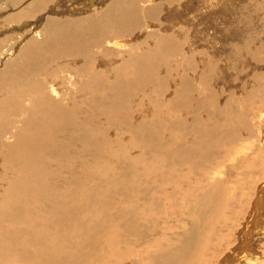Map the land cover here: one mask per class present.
<instances>
[{
    "label": "bare ground",
    "instance_id": "6f19581e",
    "mask_svg": "<svg viewBox=\"0 0 264 264\" xmlns=\"http://www.w3.org/2000/svg\"><path fill=\"white\" fill-rule=\"evenodd\" d=\"M27 1L0 0L1 15L6 7L13 11L6 10L11 12L8 17L13 22L9 21L10 24L7 20V35L4 39L0 37V164H6L0 173V264H136L145 261L151 246H145L143 241L149 240V232L145 230L151 226L152 214L160 206L169 207L171 216L173 213L175 216L178 209L168 195L172 187L164 186L162 179L157 180L155 164L161 167L171 164L169 159L173 156L164 155L168 149L165 145L170 139H177L171 128L180 132L186 130V121L182 119L181 124H172V119L185 113L184 107L188 116H198L190 118L192 124L187 126L192 125L191 130L198 125L204 129L194 134L190 143L205 145L206 149L213 145V140L237 144L241 140L239 131L248 135L247 141L253 140L250 134L255 133L250 118L257 117L263 125L259 128L263 138L259 145L264 147V55H258L259 49H264V34L255 31L244 40L252 29L238 31L242 39L236 35L237 29L224 28L227 25L223 22L224 29L218 28L216 34L211 33L214 26L207 25L203 29L196 26L203 30L202 35L207 30L208 37L203 35V38L198 37L193 24L174 31L176 36L169 32L154 34L157 29L156 25L151 27V22L156 24L155 19L167 20L173 26L186 18L192 22L188 14L195 5L188 0L179 7L174 4L177 0H150L143 7L141 0H69L74 6L83 7L71 10L64 5V0H29L30 6ZM209 1L205 2L209 5ZM95 2H99L97 8ZM227 2L231 1L215 2L217 10L214 12L219 17L213 14L218 18L222 13L228 16V10L234 14L236 9ZM21 6L30 9L31 19L23 18L24 21L17 24V12L25 10ZM93 6L96 14L91 15L89 10ZM47 9L49 16L43 15ZM148 18L153 19L147 23L155 30L144 36L140 28ZM198 23L201 24L199 20ZM234 33L235 37L231 36ZM224 67L235 69L238 76L243 73L247 85L244 93L234 85L236 90L231 89L232 85L220 86L222 79L230 82V78H234ZM64 76H69L68 90L62 85ZM199 106L204 112L196 114ZM209 140L212 141L209 143ZM183 153L177 155L176 152L178 161H182ZM88 164H121L119 177L108 185L106 176L113 175V170L103 178L100 172L101 178L93 175L82 178L77 168L85 170ZM180 164L183 171L184 164ZM195 165L188 166L195 168ZM13 168L21 169L13 171ZM262 187L264 182L255 188L258 200L254 198L248 220L244 219L236 230L233 246L217 259L218 264H264L253 240L255 232L258 234L264 226ZM103 196L104 206L94 211L91 204L97 205ZM163 201H166L164 207ZM216 208L219 210L218 206ZM247 221L249 224L245 225ZM253 222L260 226L258 230ZM212 225L208 227L211 230ZM166 230L169 231V227ZM194 230L189 234L199 236ZM152 240L154 243L155 239ZM194 243L191 237L175 249L178 252L173 256H154L148 263L185 264L200 249ZM204 251L205 248L200 251L203 256Z\"/></svg>",
    "mask_w": 264,
    "mask_h": 264
},
{
    "label": "rangeland",
    "instance_id": "374dc122",
    "mask_svg": "<svg viewBox=\"0 0 264 264\" xmlns=\"http://www.w3.org/2000/svg\"><path fill=\"white\" fill-rule=\"evenodd\" d=\"M29 1V0H28ZM28 6H30L32 3L31 2H28ZM142 2H140L142 5V7L144 6L143 4L145 3H148L150 0H141ZM148 1V2H146ZM186 3L189 1V2H194V5H192L193 10L191 13H189V18H192V22L186 18L184 21L182 22H179V23H175L177 24V26L174 24L173 25H170V22L167 21V20H159L158 19H155L154 21H157L156 24H154L155 22H153L152 20L153 19H147L145 20V25L143 24V26L140 28L141 31H144L143 35L145 36L146 34H149L150 32L153 33V30H155L154 28H156L157 30L154 31V34H162L163 32L165 33H168V34H174L176 36V33L174 31H176L177 29H179L181 31V29L189 26V27H192L195 28L196 26L197 27H200V28H204V27H207V25L209 26H214L213 27V30H211V33L213 34L215 32V34L221 29H224V28H233V29H237V33H234V35H231L233 37H235V34L238 35V37L241 36V38L243 39L242 35H240L241 33H239L238 31H242V29H252L251 30V33L249 37L247 36H244V40L245 39H249L252 35H254L255 33H258L259 30H260V33L262 32V35L264 34V0H252L250 2V0H240L242 2H240L239 0H235V3H234V0H230L231 2H227V3H230V7L233 8L232 6H234V9L236 12L233 14L231 13L229 10L226 11V13L228 14V16H223L225 14L222 13V15L220 16L221 18H218L219 16L214 12L216 11V4L218 3L219 0H215V2H213L214 0H177V2L175 1V5L176 6H180V3L181 2H184L183 4H186ZM196 1V2H195ZM199 1V2H198ZM207 1H209V5L206 3ZM262 1V3H261ZM24 4L26 3L25 1H23ZM68 2V3H67ZM247 2V4H246ZM64 5L68 6V9H73L75 7V9H78V8H83L82 6L80 7H76L74 6L71 2H69V0H64ZM98 3L99 2H95V8H97L98 6ZM226 3V5H227ZM232 3V4H231ZM245 3V4H244ZM261 3V4H260ZM97 4V5H96ZM182 4V3H181ZM200 4V5H199ZM201 4H207V8L206 6L204 5H201ZM211 4V5H210ZM215 4V5H214ZM239 4V5H238ZM198 5V6H197ZM245 5V6H244ZM250 5V6H249ZM62 6V5H61ZM61 6H59L61 8ZM214 6V8H213ZM238 6V7H237ZM263 6V7H262ZM22 7V6H21ZM71 7V8H70ZM102 7V6H101ZM199 7V8H198ZM201 7V8H200ZM211 8V11H210V8ZM251 7V8H250ZM253 7V8H252ZM258 7V8H256ZM262 7V8H261ZM20 8V7H18ZM65 8V7H64ZM94 8V6L89 10V12H91V15H94L96 14V9ZM203 8V9H202ZM206 8V9H205ZM228 8V7H227ZM248 8V9H247ZM10 10L12 13L13 11L11 10L12 8L10 7H6V9L3 10L2 15L0 14V37L2 39H4V37L7 35V32L5 34V31L7 30L9 24L8 22H13L11 17H8L9 15H12L11 12L9 11H6V10ZM25 9L22 7V10ZM93 9V10H92ZM142 9V8H140ZM205 9V10H204ZM223 9V8H222ZM251 9V10H250ZM256 9V10H255ZM1 10V9H0ZM95 10V12H94ZM199 10V11H198ZM261 10V11H260ZM21 11V10H19ZM19 11L17 12L18 14V18H17V21L16 23L18 24H21L24 20H29L31 18H29V16H31L30 14V9L28 10V8L26 7L25 10L21 11V14L19 13ZM25 11V12H24ZM49 9H47V11L45 10V12H41V15L40 17L43 15H46L48 14L47 16H49V13H48ZM201 11V12H200ZM210 11V12H209ZM258 11V13H256ZM260 11V12H259ZM263 11V12H262ZM8 12L7 14V19H6V22L4 18H6V13ZM29 12V13H28ZM34 14H38L34 11H32ZM47 12V13H46ZM57 12H60V11H57ZM199 12V13H198ZM205 13V16H204V13ZM212 12V13H211ZM241 12V13H240ZM243 12V13H242ZM247 12H250L249 15L248 13L246 14ZM263 16H262V14ZM10 13V14H9ZM94 13V14H92ZM203 13V14H202ZM209 13V19L207 20L206 19V14ZM215 13V14H213ZM221 13V12H220ZM260 13V14H259ZM24 14V15H23ZM29 14V15H28ZM40 14V13H39ZM165 14V13H164ZM193 14V15H192ZM198 14V16H197ZM201 14V15H200ZM230 14L233 16H230ZM244 14V15H243ZM5 15V16H4ZM22 15V16H21ZM27 15V16H26ZM178 15V12L177 14ZM183 15V14H182ZM214 15V16H213ZM235 15V16H234ZM239 15V16H238ZM246 15V16H245ZM3 16V17H2ZM192 16V17H190ZM202 16V17H201ZM223 16V17H222ZM236 16H237V19H236ZM251 16V17H250ZM254 16V17H253ZM255 16L257 18H255ZM261 16V17H260ZM28 17V18H26ZM39 17V18H40ZM200 17V18H199ZM225 17V18H224ZM22 18V19H21ZM196 21H194L193 20ZM198 18V19H197ZM202 18V19H201ZM205 18V19H203ZM224 18V19H222ZM246 18V19H245ZM255 18V19H253ZM4 19V20H3ZM217 19V20H216ZM226 19V20H225ZM237 21H236V20ZM250 19V20H249ZM252 19V20H251ZM8 20V22H7ZM21 20V21H20ZM41 20V18H40ZM152 22H151V21ZM174 20V19H173ZM176 20V18H175ZM198 20L201 24L198 23ZM225 20V21H224ZM228 20V21H227ZM230 20V22H229ZM259 20V21H258ZM261 20V21H260ZM20 21V22H18ZM37 21V20H36ZM167 21V23H166ZM206 21V22H205ZM213 21V22H212ZM241 21V22H240ZM244 21V23H243ZM253 21V22H252ZM3 22V23H2ZM9 22V23H10ZM147 22H151L152 24L150 23H147ZM159 22V23H158ZM169 22V23H168ZM203 22V23H202ZM211 22V24H208V23ZM219 22V23H218ZM224 23V26L226 27H222V24ZM226 22V23H225ZM234 22V23H232ZM240 22V23H238ZM251 22V23H249ZM257 22V24H255ZM161 23V24H160ZM165 23V24H164ZM186 24V25H183ZM191 23V24H190ZM206 25H205V24ZM230 23V24H229ZM247 23V24H246ZM260 23V24H259ZM5 24V25H4ZM7 24V27H5ZM11 24V23H10ZM168 24V25H167ZM193 24V25H192ZM213 24V25H212ZM226 24V25H225ZM253 24V25H251ZM149 28H147L148 26ZM152 25V26H151ZM156 25V27L154 26ZM192 25V26H191ZM195 25V27H194ZM205 25V26H204ZM221 25V26H220ZM230 25V26H229ZM251 25V26H250ZM154 26V28H151V27ZM158 26V27H157ZM229 26V27H228ZM235 26H237V28H235ZM243 26V28H242ZM254 26V27H252ZM181 27V28H180ZM195 28L196 31L198 33V37H208V33L206 34L207 30H205V32H203V35L201 34V32L203 31L202 29L200 28ZM222 27V28H221ZM251 27V28H249ZM255 27H257L255 29ZM259 27V29H258ZM3 28V29H2ZM146 28V29H145ZM163 28V29H162ZM171 28V29H170ZM175 28V29H174ZM216 28V29H215ZM219 28V30H218ZM6 29V30H5ZM145 29V30H144ZM152 29V30H151ZM170 29V31H169ZM198 29V30H197ZM254 29V30H253ZM263 29V30H262ZM150 30V31H149ZM164 30V31H163ZM177 30V31H179ZM201 30V31H199ZM215 30V31H214ZM217 30V31H216ZM1 31H3V33H1ZM149 31V32H148ZM256 31V32H255ZM258 31V32H257ZM22 32V31H21ZM158 32V33H157ZM162 32V33H160ZM227 32V31H226ZM255 32V33H253ZM4 34V35H3ZM181 34V33H180ZM201 36H200V35ZM206 34V35H205ZM222 34V33H221ZM220 34V35H221ZM3 36V37H2ZM203 36V37H202ZM230 38H233L231 37ZM237 37V38H238ZM247 37V38H246ZM241 38H238V39H241ZM210 41V42H209ZM212 40L211 39H208V42L209 43H212L211 42ZM208 42H206V44H209ZM184 46H185V42H183ZM217 43V42H215ZM186 47V46H185ZM215 53H211L210 55H214ZM224 55V54H223ZM222 55V57H223ZM258 55L259 56H263L264 55V49L263 48H260L259 51H258ZM216 57L218 55H215ZM218 58V57H217ZM226 68V67H224ZM228 70H230L229 73H232L234 75V78L235 80L231 79L230 78V82L229 80H224L222 79L221 80V85L220 86H224L226 88V86H229V85H232L231 89L232 90H236L234 89V86H237L241 89V92L244 93V90L246 89L247 85L244 83V80H243V73H240L239 76L238 75H235V69H229V68H226ZM225 69V71H226ZM247 74V73H245ZM69 77V76H68ZM68 77H63L64 80L62 82V85L68 90L69 89V85L66 84L68 81ZM234 85V86H233ZM75 87V86H74ZM72 87V88H74ZM239 89V90H240ZM225 90V89H223ZM5 105L8 106V103L7 101H5ZM189 106V105H188ZM184 109H186L185 113L182 112V118L179 117V118H174L172 119V124L175 126V124H178L180 123L181 124V119L186 121L185 122V126H184V131H178L176 128H171L170 131H172L175 135H176V138L175 140H172L170 139L171 141H169L165 147L168 148L165 152H164V155L167 154L168 156H173L169 159L170 163L171 164H168V166H160V164H155L158 168L156 169L155 168V171L158 172V176H157V180H163V185L168 187V188H171V192L168 193L169 195V198L172 199L174 202H176V205L178 206H175V209H177V212L174 215V213L172 214L171 216V211L168 208H162L161 206L158 208L159 210L154 212V214H152V220L150 222V224L148 226V229L145 230L147 232H149V240H144L143 243L145 244V246H151V249H156L154 251H152L150 249V253H149V257L144 261V260H141L139 262H137L136 264L138 263H141V264H151V263H148L150 262L152 258H154V256L157 258L158 257H162L164 255H167V256H173L174 253H177L178 251V248L179 246H182V243L183 241H187L189 240V238L191 237H194V245L197 247V248H200L199 250H197L195 252V254L191 257L190 260H187V262L185 264H218V260L220 258L221 255L223 254H226L230 251V248L233 246L234 242H235V232L236 230L242 225V222L243 220H248L247 217L248 215L252 212L251 209H253V204H254V201L256 199V201L258 200L257 198L259 197L258 195L256 196V193H257V189L258 187H260V185L264 182V147H262L261 145H259L260 141L263 140L261 136V132H260V129L261 127H263V125L261 123H259V121L255 118V117H252L250 118V122L252 123V131L253 133L255 134H250L252 137H253V140H248L247 141V136H244V132L243 131H239V134L238 136H241V140L236 144L234 143L233 141H227V140H224L222 142H214V140H209V143L212 141L211 145L212 146H209V149H206L205 148V145H202L200 146L199 144H192L190 143L189 140H191L194 136V134H199V133H202V131L204 132V129L196 126L193 130H191V128L193 127L192 125L191 126H187L189 124H192V121H190V118H193L196 117L195 114L193 115H190L188 116V111H187V107ZM204 108L200 107L199 106V109L196 110V114L197 113H203L204 111ZM198 117V116H197ZM186 118V119H185ZM258 122H256V121ZM177 121V122H176ZM189 121V122H188ZM188 122V123H187ZM261 124V125H260ZM258 125V126H256ZM188 130V131H187ZM200 130V131H199ZM192 131V132H191ZM195 131V132H193ZM190 134V136L188 135ZM192 135V136H191ZM188 137V138H187ZM173 138V137H171ZM186 138V139H185ZM213 139V138H212ZM244 139V140H243ZM243 140V141H242ZM227 141V142H226ZM258 142V143H257ZM179 143V144H178ZM173 144V145H172ZM184 144V145H182ZM181 145V146H180ZM209 145V144H208ZM216 145V146H215ZM224 145V146H223ZM188 146V147H187ZM210 147H211V150H210ZM190 148V149H189ZM257 148V149H256ZM170 150V151H169ZM210 150V151H209ZM260 150V152H259ZM174 151V152H173ZM191 151V152H189ZM194 151V152H193ZM176 152H177V155L180 153V152H184V157L182 159V161H178L176 159ZM174 155H173V154ZM188 153V154H187ZM208 155L207 157L205 156ZM189 156V158H188ZM195 157V158H194ZM198 158V161H197V158ZM34 158V157H32ZM35 159V158H34ZM175 159V160H174ZM188 159V161H187ZM194 160V161H193ZM206 160V162H205ZM179 162V163H178ZM183 162V167H184V170L182 171V165L180 163ZM191 162V163H190ZM194 162V163H193ZM201 164H200V163ZM204 162V165L202 164ZM177 166H176V164ZM190 164H196L195 165V168L194 167H189L188 165ZM207 164V165H206ZM105 165H108L110 166V168H106ZM114 165V164H113ZM112 164H88V167H86V169H81V168H77L78 169V172L80 174H82V178L84 177H93L95 176V178H103L104 174L107 173V172H112V170L114 171L113 175H108L106 176V184L111 182V181H115V179H117L119 177V175H117L118 171L120 172V169H121V164H115L113 166ZM120 167H117L119 166ZM124 164H122L123 166ZM127 165H129L127 163ZM172 165L175 167H172ZM181 165V166H180ZM202 165V166H201ZM199 166V167H198ZM101 167V168H100ZM160 167V168H159ZM6 168V164H0V173L2 171H4ZM96 168V169H95ZM120 168V169H119ZM167 168H168V171H167ZM186 168V169H185ZM21 168H13V171L14 170H20ZM28 169V168H27ZM88 169V170H87ZM100 169V170H99ZM106 169V170H105ZM172 169V170H171ZM255 169V170H254ZM95 170V171H94ZM110 170V171H109ZM158 170V171H157ZM162 170V171H161ZM257 170V171H256ZM81 171V172H80ZM91 171V172H90ZM106 171V172H105ZM165 171V172H164ZM191 171V173H190ZM90 172V173H89ZM94 172V173H93ZM98 172H100V176L99 177V174ZM104 172V173H103ZM162 172V173H161ZM168 172L165 176V173ZM175 175H174V173ZM184 172V173H183ZM188 172V173H187ZM250 172V173H249ZM88 173H89V176H88ZM199 173V174H198ZM98 176H97V175ZM161 174V175H159ZM164 174V175H163ZM184 174V175H183ZM168 175V176H167ZM189 177L190 175V178L188 179L187 177ZM200 175V176H198ZM174 176V177H173ZM167 178L168 180L164 181V179ZM171 177V178H170ZM178 177V178H176ZM181 177V178H180ZM189 180H186V178ZM192 177V178H191ZM185 178V179H184ZM206 178V179H205ZM198 179V180H197ZM201 179V180H200ZM171 180V181H170ZM181 180V181H180ZM187 183V185L184 183V181ZM97 181V180H96ZM174 181V183H173ZM178 181V182H177ZM180 181V183H179ZM192 181V182H191ZM99 182V181H97ZM168 182V183H167ZM182 182V183H181ZM259 182V183H258ZM170 183V184H169ZM183 184V185H182ZM104 185V184H103ZM108 185V184H107ZM182 185V186H181ZM94 186V183L92 184V186L90 185V187H93ZM178 186H179V189H178ZM104 187H106L104 185ZM181 187V188H180ZM198 187V188H197ZM257 188V189H255ZM263 189H261V191L263 190L264 191V187H262ZM178 189V190H177ZM107 192V189L104 191V193ZM177 192V193H176ZM178 192H180L178 194ZM249 192V193H248ZM175 194V195H174ZM177 195V196H176ZM227 195V196H226ZM183 196V197H182ZM193 196V197H192ZM256 196V197H255ZM179 197V198H177ZM189 197V198H188ZM203 197V198H202ZM253 197V198H252ZM175 198V199H174ZM184 198V199H183ZM251 198V199H250ZM255 198V199H254ZM103 199H104V196L103 198H99V202L100 203H97L96 204H91L93 206V209L94 211H97L98 207H101L102 205L104 206V204L102 203L103 202ZM219 199H220V202H219ZM102 200V201H101ZM177 200H178V204H177ZM185 200V201H184ZM254 200V201H253ZM181 201L185 202V203H182ZM200 201V203H199ZM218 201V202H217ZM161 202V200H160ZM196 202V203H195ZM202 202V203H201ZM251 202V203H250ZM253 202V204H252ZM166 203V201H163V207H164V204ZM209 204V205H205V204ZM183 206L181 208V206ZM183 204V205H182ZM217 204V205H216ZM252 204V205H250ZM205 205V207H204ZM186 206V207H185ZM192 206V207H191ZM201 206V207H200ZM219 207L217 210L216 207ZM232 206V207H231ZM188 207V208H187ZM226 207V208H225ZM251 208V209H250ZM161 209V210H160ZM195 209V210H194ZM203 209V210H201ZM221 209V210H220ZM248 209V210H247ZM192 210V213L190 212ZM205 210V211H204ZM210 212H209V211ZM247 210V211H246ZM162 211V213H161ZM170 211V212H169ZM195 211V212H193ZM201 211V212H200ZM203 211V212H202ZM208 211V212H206ZM160 212V213H159ZM205 212V213H204ZM213 212H215V214L218 212V215L214 214ZM247 212V213H246ZM165 213H169V214H165ZM213 213V214H212ZM163 214V215H162ZM208 214V215H207ZM246 214V215H245ZM262 216H261V219L264 218V211L261 213ZM212 215V216H211ZM155 216V217H154ZM156 216H159V217H156ZM195 216V217H194ZM205 216V217H204ZM217 216V217H216ZM245 216V218L243 217ZM172 217V218H171ZM155 218V219H154ZM202 218V219H201ZM206 218V219H205ZM215 218V219H214ZM219 218V219H217ZM163 219V221H162ZM161 220V221H160ZM165 220V221H164ZM167 220V221H166ZM175 220V221H174ZM204 220V221H203ZM217 221L214 222V221ZM232 220V221H231ZM139 221V220H138ZM190 221V222H189ZM193 221V222H192ZM195 221V222H194ZM197 221V222H196ZM252 222V220L250 219L249 222ZM140 222V221H139ZM157 222L161 225H157ZM186 222V223H185ZM208 222H211V223H208ZM214 222V223H213ZM249 222L247 221L245 223V225H248ZM250 222V223H251ZM171 223V224H170ZM185 223V224H184ZM231 225H230V224ZM164 224H167V226L169 227V231L166 230L168 229V227ZM183 224V225H182ZM204 224V225H203ZM213 224V225H212ZM254 225V228L256 230H258L257 227H260L257 225V223H252ZM142 225V224H141ZM152 225H153V228H152ZM170 225V226H169ZM185 225V226H184ZM209 225V226H208ZM210 225H212V230L209 229L208 227H211ZM264 225V224H263ZM139 227L140 224H138ZM161 226V227H160ZM165 226V227H163ZM184 226V227H183ZM256 226V227H255ZM183 229H182V228ZM187 227V228H186ZM205 228V229H204ZM207 228V230H206ZM196 229L198 232H199V236H197V234H189L192 232H195ZM216 229V230H215ZM151 230V231H150ZM205 230V231H203ZM210 230V231H209ZM234 230V231H233ZM261 231H259V233L257 234V232H255V235L253 237V240H255L256 242V245L255 247H257V252L260 254H262L263 258H264V226L260 228ZM163 231V232H162ZM178 231V232H177ZM182 231V233H181ZM220 231V232H219ZM245 231V230H244ZM243 231V232H244ZM155 232V233H154ZM163 233V236L162 233ZM185 232V233H183ZM188 232V233H187ZM211 233L210 235L208 234H205V233ZM216 232V233H215ZM230 232V233H229ZM165 233V234H164ZM262 233V234H260ZM161 234V235H160ZM178 234V235H177ZM207 236H205V235ZM260 234V236H259ZM151 235H153L151 237ZM157 235V236H156ZM165 235V236H164ZM177 235V236H176ZM204 235V236H203ZM176 236V237H175ZM202 236V237H201ZM209 236V237H208ZM155 237V238H154ZM157 237V238H156ZM161 237V239H160ZM262 237V238H261ZM170 238V240H169ZM204 238V240H203ZM209 238V239H208ZM256 238V239H255ZM153 239V240H152ZM155 239V242H151L154 241ZM157 239L161 240V241H157ZM180 241H179V240ZM251 239H252V236H251ZM260 241H258V240ZM257 240V241H256ZM146 241V242H145ZM165 243V244H164ZM148 244V245H147ZM152 244V245H151ZM155 244V245H154ZM172 244V245H171ZM176 244V245H175ZM206 244V245H205ZM153 246V248H152ZM156 246V247H155ZM204 246V247H203ZM160 249H159V248ZM173 247V248H172ZM176 247V248H175ZM143 248V247H142ZM203 248H205L206 251H204V256L202 255V253L200 252ZM177 249V250H175ZM152 251V253H151ZM175 251V252H174ZM177 251V252H176ZM168 253V254H166ZM160 255V256H159ZM151 257V258H150ZM197 257V258H196ZM217 257V258H216ZM222 257V256H221ZM196 259H199L198 261ZM218 259V260H217ZM173 261H175V259H173ZM197 261V263H196ZM217 261V262H216ZM170 263V261L168 262ZM167 263V264H168ZM173 263V262H171ZM243 264V263H242Z\"/></svg>",
    "mask_w": 264,
    "mask_h": 264
}]
</instances>
